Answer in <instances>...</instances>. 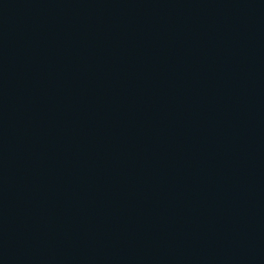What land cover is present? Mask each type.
<instances>
[{"label": "water", "instance_id": "water-1", "mask_svg": "<svg viewBox=\"0 0 264 264\" xmlns=\"http://www.w3.org/2000/svg\"><path fill=\"white\" fill-rule=\"evenodd\" d=\"M0 264H264V0H0Z\"/></svg>", "mask_w": 264, "mask_h": 264}]
</instances>
